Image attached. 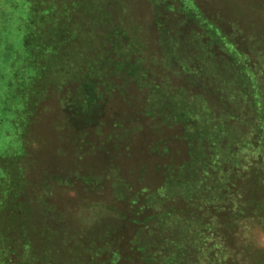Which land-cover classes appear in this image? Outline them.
Here are the masks:
<instances>
[{"label": "rangeland", "instance_id": "obj_1", "mask_svg": "<svg viewBox=\"0 0 264 264\" xmlns=\"http://www.w3.org/2000/svg\"><path fill=\"white\" fill-rule=\"evenodd\" d=\"M6 1L15 264H264V0H64L36 53Z\"/></svg>", "mask_w": 264, "mask_h": 264}, {"label": "trees", "instance_id": "obj_2", "mask_svg": "<svg viewBox=\"0 0 264 264\" xmlns=\"http://www.w3.org/2000/svg\"><path fill=\"white\" fill-rule=\"evenodd\" d=\"M67 1H70V5H73L74 4L73 2H75L74 0H67ZM88 1H90L91 4L95 3V0H88ZM6 2H8L10 6H12L10 8L11 9L13 8V11L17 12V14H19L20 17H22L23 19L22 22L25 21L27 22L28 26L30 25L32 27L33 31L31 33L33 34L35 32L36 36L39 35V41L35 40V44L33 46L34 53H36L38 50L39 51L42 50V52H45L47 49H44L45 41L43 42V40H46L45 36L48 34V32H50L49 33L50 35L52 34L56 35V32L52 33V30L55 29V25H56L55 20L63 15V12L56 10L55 7H57V5L59 4H64V0H18L19 5L22 2L21 5H24L26 9H20L19 7L21 5L18 6L17 0L15 1L7 0ZM87 2H85L82 7V13L83 14L85 13L88 17H91L92 15L88 10L89 8L87 6ZM14 4L16 7H13ZM64 18H66V16H64ZM27 36H29L27 38H30V35ZM86 40L88 39L85 38V41L83 42L85 43ZM88 41L90 42V39ZM225 172H228L226 174L230 179H232V176H234L232 175V172L230 170H227ZM220 177H225V176L222 175ZM228 182H231V180H229ZM13 184H10L9 185L10 189L6 191V196L4 198L5 202L1 201L3 206L2 212L5 208L8 207L9 197L11 196V193L14 190ZM5 238L6 236L4 235L3 228H1L0 226V264H15L13 256L10 255L11 253L14 254L15 252L14 250L15 244H12L10 241L7 242V239Z\"/></svg>", "mask_w": 264, "mask_h": 264}]
</instances>
